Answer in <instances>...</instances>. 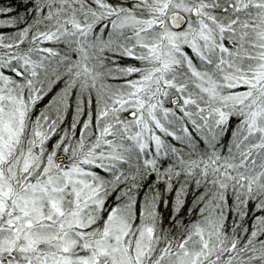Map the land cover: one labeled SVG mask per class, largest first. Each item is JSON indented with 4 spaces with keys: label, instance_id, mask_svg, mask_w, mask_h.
Segmentation results:
<instances>
[{
    "label": "snow or ice",
    "instance_id": "1",
    "mask_svg": "<svg viewBox=\"0 0 264 264\" xmlns=\"http://www.w3.org/2000/svg\"><path fill=\"white\" fill-rule=\"evenodd\" d=\"M0 264H264V0H0Z\"/></svg>",
    "mask_w": 264,
    "mask_h": 264
}]
</instances>
